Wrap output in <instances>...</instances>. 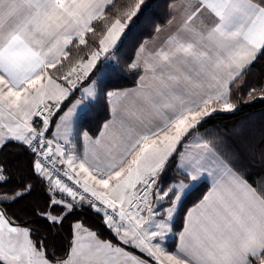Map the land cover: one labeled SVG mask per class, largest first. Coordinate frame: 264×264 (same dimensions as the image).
Returning a JSON list of instances; mask_svg holds the SVG:
<instances>
[{"label":"snow or ice","instance_id":"obj_1","mask_svg":"<svg viewBox=\"0 0 264 264\" xmlns=\"http://www.w3.org/2000/svg\"><path fill=\"white\" fill-rule=\"evenodd\" d=\"M0 264H264V0H0Z\"/></svg>","mask_w":264,"mask_h":264},{"label":"trees","instance_id":"obj_2","mask_svg":"<svg viewBox=\"0 0 264 264\" xmlns=\"http://www.w3.org/2000/svg\"><path fill=\"white\" fill-rule=\"evenodd\" d=\"M245 111L247 112V111H249L248 109H245ZM257 111H259V109H257Z\"/></svg>","mask_w":264,"mask_h":264}]
</instances>
